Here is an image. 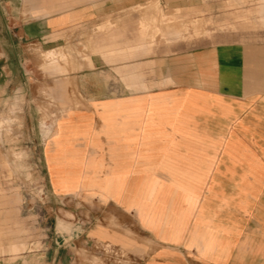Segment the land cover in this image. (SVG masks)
Segmentation results:
<instances>
[{"label": "crops", "instance_id": "0c3cea01", "mask_svg": "<svg viewBox=\"0 0 264 264\" xmlns=\"http://www.w3.org/2000/svg\"><path fill=\"white\" fill-rule=\"evenodd\" d=\"M142 1L0 0L9 66L32 63L33 47L52 65L77 27L129 21L42 79L46 192L76 216L74 245L122 252L110 264H264V45L145 53L131 23ZM57 248L40 264H74Z\"/></svg>", "mask_w": 264, "mask_h": 264}, {"label": "rangeland", "instance_id": "374dc122", "mask_svg": "<svg viewBox=\"0 0 264 264\" xmlns=\"http://www.w3.org/2000/svg\"><path fill=\"white\" fill-rule=\"evenodd\" d=\"M135 13L131 23L145 53L160 46L175 51L234 42L264 45V0H143ZM128 22L77 27L53 49L59 55L52 65L49 49L33 47L32 63L22 65L26 76L21 66L2 61L0 49V264H40V254L53 247L68 252L74 264L122 262L120 250L74 245L68 238L76 216L46 192L40 149L54 118L47 99L52 85L43 84V77L73 69L87 59L95 35Z\"/></svg>", "mask_w": 264, "mask_h": 264}, {"label": "built area", "instance_id": "2783aa9c", "mask_svg": "<svg viewBox=\"0 0 264 264\" xmlns=\"http://www.w3.org/2000/svg\"><path fill=\"white\" fill-rule=\"evenodd\" d=\"M21 68H22V71H23L24 76H26L27 73L24 72L23 66Z\"/></svg>", "mask_w": 264, "mask_h": 264}, {"label": "bare ground", "instance_id": "6f19581e", "mask_svg": "<svg viewBox=\"0 0 264 264\" xmlns=\"http://www.w3.org/2000/svg\"><path fill=\"white\" fill-rule=\"evenodd\" d=\"M53 53V52H52Z\"/></svg>", "mask_w": 264, "mask_h": 264}]
</instances>
